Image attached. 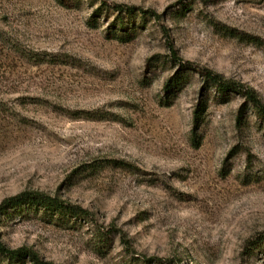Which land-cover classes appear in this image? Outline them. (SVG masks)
I'll return each mask as SVG.
<instances>
[{"label":"rangeland","instance_id":"1","mask_svg":"<svg viewBox=\"0 0 264 264\" xmlns=\"http://www.w3.org/2000/svg\"><path fill=\"white\" fill-rule=\"evenodd\" d=\"M114 5L145 23L121 33ZM199 70L264 104V0H0V204L39 192L84 211L9 209L4 248L51 264H264V243L247 249L264 236V122Z\"/></svg>","mask_w":264,"mask_h":264},{"label":"trees","instance_id":"2","mask_svg":"<svg viewBox=\"0 0 264 264\" xmlns=\"http://www.w3.org/2000/svg\"><path fill=\"white\" fill-rule=\"evenodd\" d=\"M104 6L106 5H103V7ZM111 9L113 14L115 15V20H114L116 27L115 29L119 28L118 31H120L121 33L125 32L121 30L124 27L125 21H128L130 25L135 26L137 24V17H139V21L140 22L143 21V23H145L148 14L147 11H144L142 9L124 6V5L123 6L114 5L111 7ZM99 11L101 12L100 9ZM187 11L189 10L186 9V12ZM152 16L156 19L159 18L155 14H152ZM186 68L189 69L188 67ZM197 73L200 75L205 85L214 88L217 91V93L220 94L236 93L241 95L242 98L246 101V103L253 108L259 119L262 122H264V104L259 99V97L257 96L254 90L243 89L242 86L226 81L225 79H223L221 75L213 73L209 70H201V71L199 70ZM181 81H182L181 78L175 76L165 83L164 92L166 99H168V96L173 92L174 89H177V87L182 84ZM202 111H203V104L200 103L194 112L195 124H197V122L199 121ZM23 206L33 207L36 210L43 209L44 211L51 213L73 215L76 217H82L84 214V211L81 210L80 208L70 206L57 198H53L39 192H31V193L25 192L13 198L4 200L0 204V216L4 215L5 212H7V210L9 209H16ZM262 243H264V236L249 242L247 246L249 253H253L257 248V246ZM0 259L4 260L7 264H19V263L24 264L25 261L26 263L29 264H51L42 261L37 255L23 248L17 250H7L6 248H4V246L1 243H0Z\"/></svg>","mask_w":264,"mask_h":264}]
</instances>
